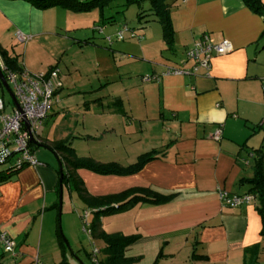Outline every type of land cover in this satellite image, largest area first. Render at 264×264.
Masks as SVG:
<instances>
[{
  "label": "crops",
  "instance_id": "0c3cea01",
  "mask_svg": "<svg viewBox=\"0 0 264 264\" xmlns=\"http://www.w3.org/2000/svg\"><path fill=\"white\" fill-rule=\"evenodd\" d=\"M102 20L96 10L39 11L23 1L0 0V50L17 57L27 74L58 72L60 86L35 141L51 145L68 140L78 157L123 168L157 152L156 160L129 176L76 172L91 197L130 189L171 197L167 203L136 204L100 219L107 234L137 237L124 252L126 259L136 260L133 264H249L246 251L256 246V264H264L257 200L229 209L216 193L247 194L249 186L242 181L252 179L259 158L264 171L263 19L241 0H173V50H167L162 35L147 31L138 50L126 53L115 48L113 39L109 43L97 37L105 29ZM17 32L31 39L19 44ZM204 33L215 44L227 40L232 46L230 53L212 58L208 77L141 81L178 65ZM100 54L113 56L112 74L99 64ZM138 56L144 59L143 68ZM218 128L221 138L216 142L212 134ZM77 142L86 147L79 149ZM42 157L45 164L26 167L0 184V230L17 253L14 258L0 256V264H93L92 250L85 249L79 234L81 216L90 210L62 188V201L66 189L85 208L76 219L66 218L62 235L56 207L59 176L53 160ZM98 260H103L101 253Z\"/></svg>",
  "mask_w": 264,
  "mask_h": 264
},
{
  "label": "trees",
  "instance_id": "16d2710c",
  "mask_svg": "<svg viewBox=\"0 0 264 264\" xmlns=\"http://www.w3.org/2000/svg\"><path fill=\"white\" fill-rule=\"evenodd\" d=\"M9 1H23L31 5L33 8L39 11H45L50 9H62L69 13H89L96 10L101 20L103 19L104 9L115 1L123 2L124 7L136 5L140 11L137 15V21L147 24L149 21L145 20L148 16L142 9V5L147 3L149 8V16L153 21L158 23L161 29L162 40L168 51L173 50V29L170 21V5L168 0H9ZM243 5L254 14L261 17L264 21V5L261 0H241ZM104 20V19H103ZM102 20V21H103ZM101 30V29H99ZM260 41L264 43V30L260 36ZM111 42V39H110ZM0 59L3 62V66L14 73L21 74L22 68L18 64V59L15 56H9V54L3 50H0ZM50 69L46 74L49 76ZM5 78V76H4ZM0 88L3 90L1 84ZM55 96V94H54ZM35 141V140H34ZM39 146L50 151L55 155L58 163L62 167V172L57 170L59 176V182L62 184V188H68L70 193H75L79 201L85 205L87 209L93 211L92 221L90 223L91 239L103 244L101 253L103 260L100 264H133L136 260L126 259L124 252L127 247L134 244L137 241V237H125L120 234H107L101 230L100 219L105 216H111L116 213L124 212L130 207L136 204H151L159 205L167 203L171 197H164L149 189H130L121 192L116 195H110L105 197H91L87 194L83 182L78 178L76 172L78 170H87L100 176H129L140 172L143 167L151 161L156 160L157 152L153 151L141 155L135 164L128 167H120L115 163L100 164L96 163L90 158L78 157L75 151L71 148L68 140L53 143L51 145L30 143V147L33 152ZM13 163L9 162L4 164L6 169L0 171V184L10 181L15 175L26 167H22L20 170H14ZM2 166V165H0ZM242 183L249 186L247 194H251L256 197L258 206L257 212L261 219V232L260 235L264 239V171L261 158L255 162L253 177L250 180H244ZM59 194V185L56 191ZM58 209V205H56ZM60 232V229H59ZM59 245L64 251L65 240L59 233ZM250 255L248 260L249 264H256L258 248L252 247L246 251ZM2 256V255H1ZM99 258V255H98Z\"/></svg>",
  "mask_w": 264,
  "mask_h": 264
},
{
  "label": "built area",
  "instance_id": "2783aa9c",
  "mask_svg": "<svg viewBox=\"0 0 264 264\" xmlns=\"http://www.w3.org/2000/svg\"><path fill=\"white\" fill-rule=\"evenodd\" d=\"M128 34L129 39H135V33L129 31L126 26L118 31L117 38H123ZM135 35V36H134ZM137 37V36H136ZM19 44L28 42L31 38L19 32L15 34ZM110 43V39H107ZM232 51V46L227 40L213 43L207 33L202 34L193 47L185 52V58L174 67H167L159 76H144L143 83H157L161 77H208L211 70L212 58L224 56ZM3 76L15 98L17 107L12 103L6 106L0 99V165L12 162L14 170L22 167H34L39 165L37 158L30 147V137L36 139L47 115L54 103V94L60 84L58 72L52 70L47 74L31 75L26 72L17 74L1 66ZM7 108L9 109L6 112ZM221 138L220 128L212 134V139L218 142ZM217 198L220 204L229 209H237L242 206L254 204L256 197L251 194L234 195L222 189H217ZM93 211H86L81 216V231L91 239L89 216ZM17 256L15 244L4 232L0 230V256ZM99 250L92 248L91 261L100 264L98 260Z\"/></svg>",
  "mask_w": 264,
  "mask_h": 264
},
{
  "label": "rangeland",
  "instance_id": "374dc122",
  "mask_svg": "<svg viewBox=\"0 0 264 264\" xmlns=\"http://www.w3.org/2000/svg\"><path fill=\"white\" fill-rule=\"evenodd\" d=\"M167 2L171 7L173 0H168ZM148 8H149V6L147 3H144L142 5L143 11H145L146 15L148 16L145 20L149 21L147 24H144L143 21L140 23L137 21V15L140 13L141 10H139L136 5L124 7L123 2H121V1H115V2L111 3L109 5V7L104 9V20H103V23L105 25L104 32L102 35L99 33H96L98 35L97 37L100 39L103 38L106 41H107V39H113V44L116 46L115 48H120V51H121V48H123V53H126L125 51H127V50H129V52H133L134 49H137V46L141 42L142 43L144 42V40L142 41V39L146 38L147 31L150 32V34L154 35L155 37L160 38V36H161L160 26L158 23L153 21L151 16H149L150 13L148 12ZM110 21H113V23H110ZM99 26H102L101 22H99ZM123 26H126L129 29V31H133L137 37L134 35L135 39L134 38L129 39L128 34H125V36L123 37L124 39L123 38H117L118 31L122 30ZM114 29L116 31L114 35L108 34V32L110 30H114ZM109 36H111L112 38ZM105 46L107 48L111 47L108 44H106ZM110 51L111 50H106V52L108 54ZM109 56L110 57H108V55H106V54H103V55L100 54V57H98V62H99V64H102L103 69H105V65H106V67L108 66L106 73L108 72V73L112 74V72H113L112 57L113 56H111V55H109ZM100 59H101V62H100ZM136 59H138V60H136L137 62H141L139 64V66H141L143 68L144 67L143 66L144 59L140 58L139 56L136 57ZM91 70L95 71L94 68H91ZM0 99L4 102V104L6 106L9 105V108H10V104H11L10 98H9L8 94L4 90H2L1 88H0ZM8 111H9V109L7 108L6 112H8ZM149 117L154 118L155 114L154 113L151 114V112H150ZM76 145L79 149H80V147H83V146L86 147V145L82 142H77ZM35 151H37L38 162H40L42 164L46 163L42 157V155L44 154L46 156H49L53 160L54 165H55V169L56 170L59 169L58 168V161H57L55 155H53L50 151H48L47 149H45L43 147H38ZM6 167L7 166H4V165L0 166V171L6 169ZM83 211H85V208L81 205V203H79V201L75 197H72V199H70L67 195L66 189H64L63 190V201H62V205H61V213H60V218H59L62 235H63V225L66 222V218L68 216H71L72 218L76 219L77 213H82ZM109 217H111V216H109ZM62 221H63V224H62ZM81 227L79 228L80 229L79 234H80L81 242H82V244H84L85 249H91L92 250V248H100V246H101L100 243L94 242V244H93L91 242V239L82 233Z\"/></svg>",
  "mask_w": 264,
  "mask_h": 264
},
{
  "label": "water",
  "instance_id": "95a60500",
  "mask_svg": "<svg viewBox=\"0 0 264 264\" xmlns=\"http://www.w3.org/2000/svg\"><path fill=\"white\" fill-rule=\"evenodd\" d=\"M0 84L3 88V90L8 94L9 98H10V101L11 103L17 107V104H16V101H15V98L3 76V72H2V69L0 67ZM30 143H35L34 139L32 137H30ZM58 170L59 172L61 173L62 172V167L61 165L58 163ZM59 201H58V218H60V213H61V205H62V184L59 182Z\"/></svg>",
  "mask_w": 264,
  "mask_h": 264
},
{
  "label": "clouds",
  "instance_id": "9594fccd",
  "mask_svg": "<svg viewBox=\"0 0 264 264\" xmlns=\"http://www.w3.org/2000/svg\"><path fill=\"white\" fill-rule=\"evenodd\" d=\"M35 140V139H34ZM92 215V214H91Z\"/></svg>",
  "mask_w": 264,
  "mask_h": 264
}]
</instances>
